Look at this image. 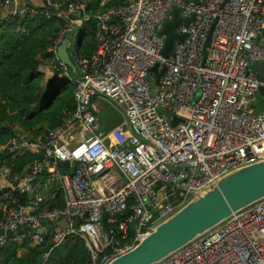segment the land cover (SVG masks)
Masks as SVG:
<instances>
[{
	"label": "built area",
	"instance_id": "1",
	"mask_svg": "<svg viewBox=\"0 0 264 264\" xmlns=\"http://www.w3.org/2000/svg\"><path fill=\"white\" fill-rule=\"evenodd\" d=\"M92 3L42 0L34 7L0 0V8H10L5 17L33 13L60 22L51 71L74 87L73 107L59 125L37 137L15 133L1 147L11 158L36 157L20 171L11 158L0 165V248L48 240L46 259L76 235L91 264H108L193 194L264 160V100H256L264 77L254 70L264 57V0H128L95 11ZM174 7L193 18L176 25L174 32L186 37L164 58V36L156 31ZM90 21L96 47L85 56L75 38ZM63 39L76 74L57 57ZM155 64L165 66L157 86L150 72ZM95 99L121 114L109 133L100 130ZM173 117L179 121L172 126ZM63 165L69 171H61ZM57 191L64 206L50 208ZM151 264H264V196Z\"/></svg>",
	"mask_w": 264,
	"mask_h": 264
},
{
	"label": "trees",
	"instance_id": "2",
	"mask_svg": "<svg viewBox=\"0 0 264 264\" xmlns=\"http://www.w3.org/2000/svg\"><path fill=\"white\" fill-rule=\"evenodd\" d=\"M100 1L93 0L94 10H105L111 5L128 0H109L102 7ZM59 25L60 22L55 19H45L40 14L33 13L27 14L23 19L0 17V165L6 164L12 156L6 148L1 147L15 133L24 132L37 137L59 125L63 112L73 107V89L68 87L69 80H57L54 83V73L46 86L41 84L43 73L39 67L55 63L50 46ZM80 32L75 49L89 56L96 47L93 21L81 28ZM35 157L34 154L24 153L11 158L9 164L20 171L23 164ZM60 169L69 171V166L63 165ZM51 190L52 187L47 192ZM63 206L62 192L57 191L56 198L49 207ZM49 246L48 240L33 247L28 246L26 241L22 244L8 243L0 248V264H91L84 241L76 235L68 236L43 259ZM20 248L27 253L17 256Z\"/></svg>",
	"mask_w": 264,
	"mask_h": 264
},
{
	"label": "water",
	"instance_id": "3",
	"mask_svg": "<svg viewBox=\"0 0 264 264\" xmlns=\"http://www.w3.org/2000/svg\"><path fill=\"white\" fill-rule=\"evenodd\" d=\"M203 0H187L192 4ZM227 0H225L226 2ZM191 17H184L180 8L172 9V17L161 22L156 34L164 36L160 53L164 58L174 55L177 43L183 42L184 33H175L176 25L182 21L187 25ZM211 27L205 47L211 34ZM67 39H63L57 49L58 59L76 74V67L67 52ZM254 70L259 79L264 77V57L255 63ZM154 74V85L159 84L160 76L165 72V66L158 70L155 64L150 68ZM259 94L264 96V86L259 87ZM179 119L173 117V126ZM264 196V160L258 161L221 177L215 185L193 194L191 200L165 221L157 224L130 251L117 256L108 264H151L157 262L182 247L192 239L217 225L233 212L251 204ZM60 224L67 226L66 222ZM2 233V231L0 232Z\"/></svg>",
	"mask_w": 264,
	"mask_h": 264
},
{
	"label": "rangeland",
	"instance_id": "4",
	"mask_svg": "<svg viewBox=\"0 0 264 264\" xmlns=\"http://www.w3.org/2000/svg\"><path fill=\"white\" fill-rule=\"evenodd\" d=\"M88 23H83L82 26L78 27V31H77L76 38H75V44H77V41L80 38L81 28L85 27ZM52 73L54 75V72H52ZM55 73L58 74L57 72H55ZM56 79H58L59 82L69 80L68 77H64V76H61L58 78L56 76ZM43 86H45V85H43ZM68 87L70 90L71 89L74 90L73 84L71 83L70 80L68 83ZM256 100L258 103L261 104L262 101L264 100V97L263 96H257ZM95 102H97V108H98L97 113L99 115L100 123H101L100 130L103 131L104 133H109L110 130L116 128L121 123V114L115 107L111 106L107 101H105L103 99H95ZM169 116H170V114L166 113V117L169 118ZM21 253H24L23 255H25L27 252L23 250Z\"/></svg>",
	"mask_w": 264,
	"mask_h": 264
},
{
	"label": "crops",
	"instance_id": "5",
	"mask_svg": "<svg viewBox=\"0 0 264 264\" xmlns=\"http://www.w3.org/2000/svg\"><path fill=\"white\" fill-rule=\"evenodd\" d=\"M19 1V5L20 6H22V5H24V4H30V5H32V6H34V7H40L41 5H42V0H18ZM100 7H102V6H100ZM10 8L9 7H2V8H0V15H1V17H5V14H7V12H8V10H9ZM91 9H92V11H95L94 9H93V6L91 7ZM97 10V9H96ZM100 10H102V9H100ZM66 48H67V52H68V54L70 53V50H71V45L69 44V45H66ZM69 49V50H68ZM39 70H40V72H43V78H42V85H45L46 86V83H47V81L48 80H51L53 77H54V75H53V71H51V65H49V64H46V65H42L41 67H39ZM55 76H57V75H55ZM58 78V77H57ZM69 79V78H68ZM44 80V81H43ZM58 79H56L55 77H54V83H56V81H57ZM70 80V79H69ZM46 82V83H45ZM72 83V82H71ZM95 104L97 105V102H95ZM111 131V130H110ZM28 154H31V153H28ZM23 248H20L18 251H17V256H22L24 253H21L23 250L25 251V249H23Z\"/></svg>",
	"mask_w": 264,
	"mask_h": 264
}]
</instances>
